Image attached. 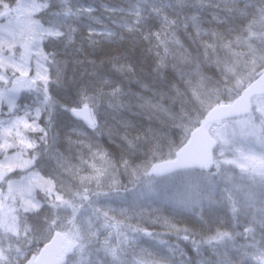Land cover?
I'll return each instance as SVG.
<instances>
[{"label":"trees","instance_id":"obj_1","mask_svg":"<svg viewBox=\"0 0 264 264\" xmlns=\"http://www.w3.org/2000/svg\"><path fill=\"white\" fill-rule=\"evenodd\" d=\"M96 2L100 3L102 0ZM111 3L122 7L124 11L114 15L105 14L102 24H109L120 30V23L126 21L135 31L123 30V39L114 43H101L88 59L96 60L99 70L106 72L108 60L113 56H120L135 64L137 76L134 79H142L153 85L152 103L159 107L145 110L134 108L123 115L135 122L136 130L133 134L141 136L139 151L135 157L137 164L151 159L152 149L157 145V155L162 159L154 163L172 159L187 142L191 130L210 109L232 100L240 93L234 85L239 78L244 83L240 87H244L264 69V0H111ZM133 6L136 11L141 12L140 23H137ZM165 16L175 23L167 24L163 19ZM96 27L98 32L103 31L102 25ZM150 33H158V36L151 35L149 39H144ZM84 34L87 35L86 32ZM97 39L101 40V37L97 36ZM158 54L165 58V67L159 70L157 77L154 68L159 62ZM241 54L245 55V64L238 70L228 72L227 66L233 63L232 57ZM80 58L85 59L83 55ZM101 60L105 63L100 66ZM92 67L85 59L83 65L70 66L69 76L74 74L76 80L81 82L83 75L84 80H87V73L91 72ZM130 87L132 91L138 90L134 82ZM255 112L253 116L261 126L253 128L252 133L258 129L264 133L263 121L260 119L263 109ZM102 119L107 125L105 133L108 129L115 133L120 128L119 115L104 116ZM71 126L70 118L60 120L57 124V130L61 134L58 143L45 149L50 158L45 167L39 170L43 175L42 190H37L39 195L52 200L58 194L64 199L71 191L91 195L93 199L111 194L117 196L127 192L128 187L142 178L134 177L123 169L116 173L111 169L103 173L94 171L87 143L70 145L64 139ZM230 129L233 134L235 129ZM262 138L264 140V135ZM112 139L114 142L106 134L97 137L98 142L118 159L125 145L118 135H114ZM239 141L241 143L243 139ZM57 153L60 154L59 158ZM22 161L32 166L27 155L22 156ZM101 167L103 166L99 162L95 163L96 169ZM193 178L197 187L190 183L192 188H189L187 182H176L175 184H180L181 192L168 195L189 197L194 204L198 203L193 207L196 214L175 216L173 223H177L178 227L189 226L202 235H210L216 231L228 232L229 236L224 241L217 242L219 251L231 258L227 264H264V256L260 255L264 253L262 198L259 200L261 205L251 206L240 198L238 192L229 191L228 180L226 182L230 195L223 193L224 186L222 191L219 189L222 183L216 185L212 182L214 185H211L207 177ZM256 194L249 193L248 196L257 199ZM239 203L243 207H238ZM121 209L123 208L118 209L116 216L105 212L116 220L118 235L130 230L129 225H147V230L160 233L161 239L174 244L180 243L163 225L148 222L157 215H175L170 207L158 212L148 208L150 216L130 214L127 218L122 215ZM203 214H210L206 225H201L196 219L197 215ZM180 246L186 248L190 256L194 255L190 246H185L184 243ZM250 247L253 248L251 252L248 251ZM204 254L211 255L207 250ZM248 256L252 259H245ZM212 259L215 260L216 257L212 256Z\"/></svg>","mask_w":264,"mask_h":264},{"label":"snow or ice","instance_id":"obj_2","mask_svg":"<svg viewBox=\"0 0 264 264\" xmlns=\"http://www.w3.org/2000/svg\"><path fill=\"white\" fill-rule=\"evenodd\" d=\"M123 11L111 0L100 3L96 0H0V158L6 159L9 154L27 155L32 169L42 170L50 158L45 149L58 143L61 134L57 124L67 117L72 126L64 139L70 145L87 143L94 171L103 173L111 169L116 173L123 169L137 178L149 177L151 191V175L167 168L154 163L162 159L157 155L158 145L153 147L151 159L136 163L141 136L133 134L136 124L124 118L123 113L134 108L159 107L152 103L153 85L134 79L137 69L130 60L113 56L108 60L105 72L99 70L96 60L88 59L101 43L123 39V30L135 31L126 21L120 23V30L102 24L105 14L114 15ZM133 11L137 23H140L141 12L136 11L135 6ZM156 13H159L158 9ZM163 19L169 25L175 23L167 16ZM96 25H102L103 31L98 32ZM151 35L158 36V33H150L144 39H149ZM82 55L93 67L87 73L89 78L84 80L82 75L81 82H78L74 74L69 76V68L83 65L85 59L80 58ZM158 59L154 68L157 77L159 70L165 67V58L158 54ZM104 63L101 60L100 66ZM133 82L138 86L136 91L131 90ZM109 115L120 116V128L115 133L112 129L105 133L107 125L102 117ZM32 133L37 134L35 138L30 137ZM105 134L112 142L113 136L118 135L125 145L118 159L98 142L97 137ZM56 155L59 158L60 154ZM96 162L103 167L96 169ZM173 163L168 162L169 165ZM165 207H170L175 215H157L148 222L163 225L180 243L161 239V234L148 231L147 225H129L134 233L133 240L144 238L148 242L147 247L134 252L130 264H227L231 258L219 251L217 242L224 241L229 236L228 232L202 235L189 226L178 227L177 223H173L175 216L196 214L193 211L194 202L189 197L155 192L147 207L144 203L133 202L121 209V213L126 218L130 214L145 217L150 216L148 208L158 212ZM209 216L197 215L196 219L201 225H206ZM181 243L190 246L194 255L189 257ZM206 250L211 253L210 256L204 254ZM260 255L264 256V253ZM212 256L216 259L213 260Z\"/></svg>","mask_w":264,"mask_h":264},{"label":"rangeland","instance_id":"obj_3","mask_svg":"<svg viewBox=\"0 0 264 264\" xmlns=\"http://www.w3.org/2000/svg\"><path fill=\"white\" fill-rule=\"evenodd\" d=\"M232 58L233 63L227 66L228 72L238 70L245 64L244 54L239 56L235 55ZM254 81L253 77L252 80L248 82ZM243 84L241 78L234 83L238 90L242 88L240 86H243ZM263 98L264 95L259 98L262 100H258V107L263 109V114L260 115V119L263 121L264 127ZM4 111L7 112L6 107ZM258 126L261 125L256 121V117L254 116L231 121L227 120L223 124H214L210 132L217 141L219 148L215 151V155L217 156L216 164L213 169L206 174L209 180L208 182L211 185L213 184L212 182L216 185L222 183L219 189L222 191V187L224 186L225 189L223 193L227 195H230L229 191L232 193L238 190L240 198L245 199L244 202L250 203L251 206L256 204L261 205L262 203L259 200L256 201L251 195L248 196L249 193L264 195V140L262 138L264 133L260 129L252 133V129ZM230 128L235 129L233 134L230 133L232 132ZM30 137L35 138V133L30 134ZM239 139H243V141L240 143ZM188 176H192V174L185 172L179 180L154 179L153 176H151V191L148 186L149 177H142L134 182L131 187H128L129 190L127 192L120 195L117 194V196L112 194L105 195L104 197L99 196L96 199H93V197L88 194L71 191L64 199L58 194L54 200L55 203L53 207H50L46 204V200L40 202L37 195V190H42L43 187V175L41 171L38 169L34 170L32 166L23 163L22 156L9 154L6 159L0 158V188L2 189V196L0 197V229L6 224L10 231H14L16 219L19 221L20 225L26 226L24 222L25 217H32L35 220V226L33 228L38 227V232L29 245L28 255L31 260H34L38 249L41 248V245L49 238L50 231L53 230L55 232L57 230L55 222L59 210L64 215L69 209H86L85 221L89 232L78 233V237L80 240H86L85 245L89 250V256H85L78 262L77 260L74 261V257L68 254V264H130L134 252L148 246L147 240L144 238L133 240L134 234H130L126 238L127 243L125 245L118 244L114 260L107 257L108 252L105 249L103 251L104 253L95 256L94 250L98 246L104 248L106 245V229L104 230L97 219H95L94 212L99 215H104L105 212H107L116 216V212L119 208H126L133 202L144 203L147 207L149 202H145V200H150L152 194L155 192H161L163 189L165 194H179V192H181L180 184L165 186L168 182H174V180H176L174 183H182L183 178H186L184 182L189 183V188L191 187L190 183L197 187L194 178H187ZM227 180L230 181L229 191ZM225 184H227V186H225ZM159 186H165V188H159ZM262 197L264 199V196ZM98 202H101V206L98 205ZM197 204L198 203H195L194 205ZM204 204L205 203H203V205ZM72 207L74 208L72 209ZM238 207H243V204L239 203ZM108 219L110 220L109 217ZM66 220L67 218L65 221ZM39 233H42L41 237H38ZM74 237L78 240L76 235ZM130 241H132L131 244ZM31 249L33 250L31 251ZM251 250H253V248L250 247L248 251L251 252ZM5 253V246L0 245V264H6L8 260L7 254ZM245 259H252V257L248 256ZM16 264L28 263L21 261V263L16 262Z\"/></svg>","mask_w":264,"mask_h":264},{"label":"water","instance_id":"obj_4","mask_svg":"<svg viewBox=\"0 0 264 264\" xmlns=\"http://www.w3.org/2000/svg\"><path fill=\"white\" fill-rule=\"evenodd\" d=\"M262 94H264V72L260 74L256 82L248 85L235 100L218 105L209 112L201 125L191 133L187 144L180 149L174 159L169 160L174 163L169 165V161L160 162L166 166L167 170L154 175L168 176L184 170L208 169L212 163L213 151L217 147L216 142L210 136L208 125L250 114L252 98ZM58 238L55 237L51 244L41 252L36 264H62V252L58 244L61 240Z\"/></svg>","mask_w":264,"mask_h":264},{"label":"flooded vegetation","instance_id":"obj_5","mask_svg":"<svg viewBox=\"0 0 264 264\" xmlns=\"http://www.w3.org/2000/svg\"><path fill=\"white\" fill-rule=\"evenodd\" d=\"M65 219H66V217H65ZM65 219L60 221L61 226L58 229L63 234V236L66 239V241H71L69 239H73V237H72V235L70 236V230H69V227H68L69 216L67 217L66 221H65ZM54 233L55 232L53 230L50 231L49 238L45 240V242L41 245V248L53 237ZM112 239L114 240L112 245L116 247L117 246L116 234H114L112 236ZM63 253L65 255V261H67L66 260V254H70V256H73L74 257V261L77 260L78 262H79L80 258L83 257V250L81 248H76V246L73 247L69 243H67L66 247L65 246L63 247ZM78 264H80V263H78Z\"/></svg>","mask_w":264,"mask_h":264},{"label":"bare ground","instance_id":"obj_6","mask_svg":"<svg viewBox=\"0 0 264 264\" xmlns=\"http://www.w3.org/2000/svg\"><path fill=\"white\" fill-rule=\"evenodd\" d=\"M98 205L101 206V202H98ZM73 208L74 207H72V209ZM67 212L70 214V217H69L70 222H72L76 225L75 228L78 230V232H80V233H88L89 232L88 227L86 226V221H85V216L87 213L86 209H81V208H78L76 210L69 209ZM88 215L92 216L91 214H88ZM118 241L120 244H125L126 243V237L121 236L120 238H118ZM86 249H87V247H86ZM87 251L89 252L88 249H87ZM103 251H104V249L102 247L98 246L94 250V254L96 256L97 254L104 253ZM107 257H109V253H108Z\"/></svg>","mask_w":264,"mask_h":264}]
</instances>
